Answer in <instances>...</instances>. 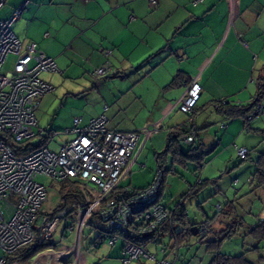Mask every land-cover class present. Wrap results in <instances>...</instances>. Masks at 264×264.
<instances>
[{"label": "built area", "instance_id": "2783aa9c", "mask_svg": "<svg viewBox=\"0 0 264 264\" xmlns=\"http://www.w3.org/2000/svg\"><path fill=\"white\" fill-rule=\"evenodd\" d=\"M29 1L25 0L8 19L0 20V250L3 253L0 264H7L9 256L35 242L39 245L54 243L60 227L64 232L76 235L75 244L62 249L46 248L31 264L45 261L53 264L55 255H58L56 264H66L73 256L75 264H79V250L87 227L98 233L94 249L103 240L110 247L118 242L123 244L122 264L144 258L156 259L147 246L157 239L158 234H164L163 228L172 224L175 217L174 210L160 204L163 170L159 167L155 179L145 188L123 186L122 182L127 180L146 141L160 133V123L149 124L133 132H120L108 129L105 115L93 118L85 125L76 118L73 128L62 132L73 135V139L62 145L58 152L48 146L53 136L47 144L25 155L14 154L7 143L8 139L21 144L37 135L45 136L43 131L35 132L38 126L35 112L41 98L52 92L54 87L40 76L42 73L60 72L53 58L39 49L36 43L24 46L12 29ZM148 1L154 7L157 5L156 0ZM203 2L193 0L192 4L196 6ZM3 5L4 0L0 9ZM10 55L15 57L13 69L3 73V65ZM116 73L110 66L93 72L101 79ZM199 98L200 86L193 82L174 106L189 116L187 132L179 135L182 146L191 147L198 141V133L192 123ZM263 115L264 102L256 103L248 121ZM141 137L144 143L133 160ZM236 151L241 161L248 158L247 148L236 147ZM37 177H45L61 185L72 183L80 196L79 201L71 199L64 202L59 210L44 211L48 191L36 180ZM172 238L175 239L173 235L170 240ZM179 249L176 244L174 261L163 259L156 264H176ZM163 251L167 253L166 248Z\"/></svg>", "mask_w": 264, "mask_h": 264}, {"label": "rangeland", "instance_id": "374dc122", "mask_svg": "<svg viewBox=\"0 0 264 264\" xmlns=\"http://www.w3.org/2000/svg\"><path fill=\"white\" fill-rule=\"evenodd\" d=\"M4 1L7 5L5 9L0 10V19L5 18L6 10L13 2V0ZM20 1L23 4L25 0ZM36 1L32 0L23 10L21 16L13 23L12 29L24 46L28 43H36L39 49H44L43 43L33 40L23 42L26 40L19 36V31L22 32L31 19L28 9ZM146 8L149 9V6ZM96 45L93 48L94 58L90 60L91 51L86 52L85 55L79 57L78 66L71 68L70 72H66V69L55 60L64 74L42 73L40 76L42 80L52 85L54 90L40 100L41 105L35 112L38 122L35 132L43 131L45 135L57 134L53 135L48 144L50 150L54 152H58L62 145L73 139V135L70 136L62 132L73 128L75 118L81 119L82 125H85L91 119L103 114L108 119V129L112 130L111 128H115V126L122 127L120 129L130 128L134 123L142 122L158 113L153 108L152 101L154 97H157V94L150 91L152 87L147 80L140 81L142 75H139L137 68L127 72L120 71L116 77L112 75L113 77L101 79L94 76V70L104 66H110L114 71H119L114 53L107 54L110 51L114 52V47L101 42H97ZM68 47L69 49H67ZM65 48V51L71 52L69 45H66ZM14 62L15 57L10 55L3 65L2 72L12 71ZM263 65L264 60L260 59L253 74V81L250 82L252 85L250 93L253 95L256 94V79ZM138 95H144L147 101L139 100ZM195 117L200 131L196 126L193 128L195 132H200L206 143V156L201 160V164L197 160L185 158L184 155H176L174 153L178 151L176 146L172 151H167L170 128L189 120L187 114L173 112L161 121L160 133L146 141L138 156L140 146L144 143V138H140L139 146L133 156V160L138 156L137 160L122 185L142 188L151 184L159 169L157 161V154H159L165 170L160 204L169 210H174L179 203H183L190 224H204L209 227L197 236L185 238L181 246L178 239L170 240L169 236L162 237L158 234L157 239L147 246L151 255L156 259L144 258L133 261L131 264H156L163 259L174 261L176 244L180 246L176 264H209L212 254L207 250V242L213 240L227 228L234 229V232L230 238L223 240L220 247L221 253L232 256L244 254L254 264H264V239L258 240L250 233L251 228L258 225L264 217V192L256 191L254 183H251L252 178H256L258 167H255L253 160L249 158L240 163L234 147V144L238 147H243V143L249 145L253 143L254 138L258 137L236 133L233 129L234 124L228 126L230 120L219 115L213 108L199 112ZM222 125H227L228 129L221 132ZM41 139L42 137L37 135L31 140V143L37 144ZM182 150L186 154L190 147L183 146ZM36 180L47 187L48 197L43 208L44 211L56 210L62 205L61 203L71 201L72 198L63 200L62 194H60L61 183L53 182L45 177H37ZM202 180L207 184L198 192L191 194V188L199 187L198 184ZM60 229L62 230V227ZM183 229L181 224H176L177 232H181ZM97 236L98 233L91 227L86 228L79 250V264H122V243L118 242L114 248L110 249L106 241V244L94 249L93 243ZM75 241L76 235L71 232L64 239H61L59 233L53 239L60 249L72 247ZM164 248L167 249V253H164ZM2 255L0 250V258ZM57 257L58 255H55L53 258L56 263ZM74 259L75 256L66 264L73 262L75 264Z\"/></svg>", "mask_w": 264, "mask_h": 264}, {"label": "crops", "instance_id": "0c3cea01", "mask_svg": "<svg viewBox=\"0 0 264 264\" xmlns=\"http://www.w3.org/2000/svg\"><path fill=\"white\" fill-rule=\"evenodd\" d=\"M192 2L157 0L154 7L148 0H37L30 5L28 13L31 19L25 29L19 31V36L26 40L23 42L33 40L43 43L44 49L41 50L58 61L66 72L78 66L79 57L88 51H91L90 60L93 59V48L97 42L114 47V52L107 54L114 53L119 68L116 75L120 71L137 68L142 75L140 81L147 80L152 87L150 91L157 94L152 101L158 113L127 129L115 126L111 128L114 131H137L161 122L173 112L182 113L174 106L193 82H198L200 86L198 104L201 105L198 108L221 100L250 104L254 97L250 93V82L258 61L264 60V0H204L196 6ZM6 5L4 1L2 8L5 9ZM22 5V1L13 0L3 19H8ZM66 45L70 46L71 52L65 51ZM263 68L264 65L259 73ZM59 70V73L53 74H64L63 70ZM180 73L182 81L170 86ZM137 98L147 101L144 95ZM263 117L254 118L249 128L240 117L228 118V126L234 124L236 133L258 137L249 145L242 144L248 149V158L253 160L255 167H259V161L264 157ZM194 124L198 128L196 120ZM228 126L222 125L221 132L226 131ZM199 141L206 150L200 132ZM234 147L236 150L238 146L234 144ZM251 183H254L256 191L264 192V184L259 185L256 178L253 177ZM260 222H264V217ZM59 229L55 236L59 233L64 239L68 233L63 227ZM103 244H106L105 240L98 248ZM115 246L109 247L112 249Z\"/></svg>", "mask_w": 264, "mask_h": 264}, {"label": "trees", "instance_id": "16d2710c", "mask_svg": "<svg viewBox=\"0 0 264 264\" xmlns=\"http://www.w3.org/2000/svg\"><path fill=\"white\" fill-rule=\"evenodd\" d=\"M0 20H6V19H0ZM116 74H114L113 76L114 77L118 76ZM108 78H110V77H108ZM182 79H183L182 73L178 74L170 86H174L176 84H179L180 81H182ZM256 85H257L256 94L253 97L252 103H250L248 105L234 104L231 102H227L226 100H223L224 102L222 100L221 101H215L210 105L202 106L200 108H198V104H197L196 112L193 115L192 125L196 126L194 124V121L196 118L195 116L198 115L199 112H203V111L207 110L208 107H213L217 112L223 114L224 116H226L229 119H233V118H237V117L244 119V124H245L246 128H249L250 122L248 121V116L253 113L254 105L256 103L264 102V68L258 74V77L256 80ZM186 125H187V123L185 122L181 126H176V127H173L170 129L169 147L167 148V151H172L173 147L176 146L178 148V151L174 152V153H176V155H178V154L184 155L185 158L197 160L199 162V164H201V160H203L206 155H205V150L203 148V145L199 141V138H198L197 143L195 145L191 146L190 150L186 154L183 153V150H182L183 146L180 145V143H179V135L187 132ZM52 136H53L52 133L43 136L41 141L37 144L31 143L32 139L27 140L21 144H15L14 142H12V140L8 139L7 143L9 146L12 147L14 154L25 155V154H28L29 152H31L33 149L47 144ZM167 151H166V153H167ZM160 158H161V156L159 154H157V161H158L159 167L162 168L163 173H165V170L163 169L162 161ZM258 165H259V167H258L257 172H256V179L258 180L259 185H262V184H264V157H262L260 159ZM206 184H207V182L205 183V181L202 180L198 184L199 187L195 186V187L191 188L190 193L193 194V193L198 192ZM60 194H62L63 200H65V201L68 199H71V198H72V201H79V199H80L79 194L77 193V191H75V186L70 182L63 183L61 185ZM161 196H162V192H161ZM61 204L63 205L64 203H61ZM62 205L58 208V210L62 207ZM174 212H175V217L173 218L172 224H168L163 228L162 232L164 234H162V237L165 235H167L169 237L171 235H173V237L175 239H178L180 246H181L182 241L185 240V238L193 236L191 231H190V228L192 226L199 227L200 233L202 231H205L209 227V226H204V224H201V225L197 224V223L190 224L189 218L187 215V210L185 209L183 203H179L175 207ZM207 223L209 224V222H207ZM176 224H181L184 227L183 231L177 232ZM233 232H234V229L227 228L226 230L221 231L218 236L213 238V240L207 242V250H208V252H210V254H212V259H211L209 264H254L253 262L249 261L244 254L232 256V255H226V254L221 253L220 247H221L223 240L225 238H230ZM250 233L252 234V236L254 238H256L258 240H263L264 239V222H260L254 228H251ZM50 247L51 248H58L56 246V244L52 243V242L43 243L42 245H39V244H37V242H35L33 244H30V245L20 249L18 252L14 253L13 255L9 256L7 264H12L13 262H19L20 264H31L33 259L37 256L38 253H40L42 250H44L46 248H50ZM122 247H123V244H122Z\"/></svg>", "mask_w": 264, "mask_h": 264}, {"label": "water", "instance_id": "95a60500", "mask_svg": "<svg viewBox=\"0 0 264 264\" xmlns=\"http://www.w3.org/2000/svg\"><path fill=\"white\" fill-rule=\"evenodd\" d=\"M2 1H3V0H0V4L2 3ZM24 3H25V1H24ZM24 3H23V4H24ZM190 231H191V233H192L193 236H197V235L200 234V229H199V227H197V226H192V227L190 228Z\"/></svg>", "mask_w": 264, "mask_h": 264}, {"label": "bare ground", "instance_id": "6f19581e", "mask_svg": "<svg viewBox=\"0 0 264 264\" xmlns=\"http://www.w3.org/2000/svg\"><path fill=\"white\" fill-rule=\"evenodd\" d=\"M164 180V179H163ZM54 258V257H53ZM46 262V261H45ZM53 264H56V262L54 260H52Z\"/></svg>", "mask_w": 264, "mask_h": 264}]
</instances>
